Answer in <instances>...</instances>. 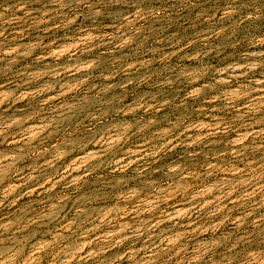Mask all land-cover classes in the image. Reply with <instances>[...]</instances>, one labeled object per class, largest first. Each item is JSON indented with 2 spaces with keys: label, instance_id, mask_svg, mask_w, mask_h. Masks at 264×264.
Masks as SVG:
<instances>
[{
  "label": "rangeland",
  "instance_id": "1",
  "mask_svg": "<svg viewBox=\"0 0 264 264\" xmlns=\"http://www.w3.org/2000/svg\"><path fill=\"white\" fill-rule=\"evenodd\" d=\"M0 264H264V0H0Z\"/></svg>",
  "mask_w": 264,
  "mask_h": 264
}]
</instances>
